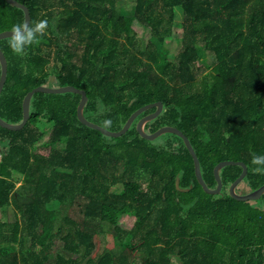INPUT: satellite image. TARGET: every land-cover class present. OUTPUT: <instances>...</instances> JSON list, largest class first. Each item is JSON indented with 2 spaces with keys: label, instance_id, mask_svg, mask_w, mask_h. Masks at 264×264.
Wrapping results in <instances>:
<instances>
[{
  "label": "trees",
  "instance_id": "16d2710c",
  "mask_svg": "<svg viewBox=\"0 0 264 264\" xmlns=\"http://www.w3.org/2000/svg\"><path fill=\"white\" fill-rule=\"evenodd\" d=\"M16 1L29 8L31 24L48 26L23 56L0 41L9 71L4 120L22 123L27 95L50 82L86 91L85 117L110 131L161 102L145 131H183L210 188L223 160L247 164L240 184L250 191L241 194L264 185L251 164L253 154L264 155V0ZM177 8L182 38L171 57ZM24 22L22 9L0 0V33ZM148 30L151 41L140 45ZM81 99L37 93L24 129L0 125V212L15 205L22 214L0 222V264H264V193L239 200L230 192L242 166L223 167L221 192L208 193L179 135L139 134L138 122L155 108L113 138L80 122ZM124 215L135 218L130 230L118 226ZM106 225L115 235L102 251ZM58 239L67 255H56Z\"/></svg>",
  "mask_w": 264,
  "mask_h": 264
},
{
  "label": "water",
  "instance_id": "95a60500",
  "mask_svg": "<svg viewBox=\"0 0 264 264\" xmlns=\"http://www.w3.org/2000/svg\"><path fill=\"white\" fill-rule=\"evenodd\" d=\"M6 1L9 4H11L12 6L22 9L24 11V14H25V21L28 22L29 24H31V13H30V10L28 7L19 3L16 0H6ZM10 32L11 31H5V32L0 33V41L4 40V39H8L11 35ZM0 67H1V76H0V78H1L0 79V97H1V95L3 94V91L6 87L8 76H9L8 61H7V58L4 55L3 51L1 50V48H0ZM37 93H46V94L76 93V94H80L82 96V99H81L80 104H79L78 109H77L78 119L80 120V122L89 128H92L94 130H98V131L102 132L104 135L109 136V137H113V138H119V137L123 136L124 134H126L130 130V128L132 127L135 120L141 114H143L144 112H146L152 108H157V110L153 114H150V115L144 117L143 119H141L138 122L137 130H138L139 134L144 139H147L150 141H154V140L160 138L162 135L167 134V133H171V134L175 133V134L179 135L184 140L187 148L189 149L190 153L192 154V156L194 158V163H195L196 176H197L199 182L202 184V186L204 187V189L208 193H220L221 192L222 187H223V181H222V178L220 175V170L227 165H240L243 168L240 175L235 179V181L230 186V192H231L233 197H235L236 199H239V200L259 199L262 196V194L264 193V185H262L259 189L252 191V192H249V193H246V194H239L236 192V188L239 186V184L243 181V179L246 177V175L248 173L247 164L244 161H240V160L239 161L223 160V161L219 162L214 168V173H215V176H216V179L218 182L217 187L216 188H210L203 178L199 157H198L189 137L186 134H184L183 131H181L179 128H177L175 126H167V127H163L161 129H159L155 133H152V134L147 133L145 131L146 124L148 122L155 120L163 112V104L161 102L149 104V105H146V106L138 109L136 112H134L130 116V118L128 119V121L126 122V124L124 125V127L120 131H110V130H108V129H106V128L98 125V124H95V123L89 121L85 117L84 109H85L87 102H88V96H87L86 91L78 89L74 86L59 87V88L40 86V87L34 89L33 91H31L27 95V97L25 98V101H24V120L22 123L12 124V123L7 122L6 120H4L0 116V125L6 129H9L12 131H19V130L24 129L31 119L32 102H33L34 96ZM176 187L178 190H181V191L187 190V189L183 190L180 188V179L179 178H177V180H176Z\"/></svg>",
  "mask_w": 264,
  "mask_h": 264
},
{
  "label": "rangeland",
  "instance_id": "374dc122",
  "mask_svg": "<svg viewBox=\"0 0 264 264\" xmlns=\"http://www.w3.org/2000/svg\"><path fill=\"white\" fill-rule=\"evenodd\" d=\"M182 15H183L182 10L180 8H177L173 40L167 44L171 57L176 55L181 45L182 21H183ZM151 39H152V34L148 30V32L145 33L144 36L142 37L139 36V40H140L139 44L145 46L149 41H151ZM213 59H214L213 54L210 51H206L204 61L209 63L212 66ZM198 65L202 71H205V73L207 72L208 68L206 69V65L204 62H200L198 63ZM46 86L51 87V88H59L60 84L57 82H50ZM164 137H166L165 134L161 136L160 139H164ZM16 179L18 180L19 186H20L22 184L23 178L19 175H16ZM248 191L250 190L248 187H246L244 183L239 185V194H241V192H248ZM71 213L73 217H76L74 211H72ZM21 216L22 214L19 211L18 207H16L15 205H12L10 208H6L0 212V222L14 223L16 222L17 219H20ZM134 223H135V218L129 215H124L118 220V226L122 230H130L133 227ZM102 228L104 229V231L100 232L99 239L102 242L101 248L103 251L107 243L113 240L115 231L113 227H110L109 225L103 226ZM60 253L67 255L66 252L64 251V243L62 242V240L58 239L56 243V255ZM72 258H76V256H73ZM140 263H141V260L136 259L135 264H140Z\"/></svg>",
  "mask_w": 264,
  "mask_h": 264
},
{
  "label": "clouds",
  "instance_id": "9594fccd",
  "mask_svg": "<svg viewBox=\"0 0 264 264\" xmlns=\"http://www.w3.org/2000/svg\"><path fill=\"white\" fill-rule=\"evenodd\" d=\"M47 20H39L33 24L28 22L14 24L11 35L8 38V46L17 56H23L26 49L33 45H39L41 38L46 35ZM111 121H105V126H110ZM252 172L264 175V155L253 154L251 157Z\"/></svg>",
  "mask_w": 264,
  "mask_h": 264
},
{
  "label": "flooded vegetation",
  "instance_id": "af4514ba",
  "mask_svg": "<svg viewBox=\"0 0 264 264\" xmlns=\"http://www.w3.org/2000/svg\"><path fill=\"white\" fill-rule=\"evenodd\" d=\"M157 110V108H155V110L152 112V114Z\"/></svg>",
  "mask_w": 264,
  "mask_h": 264
}]
</instances>
